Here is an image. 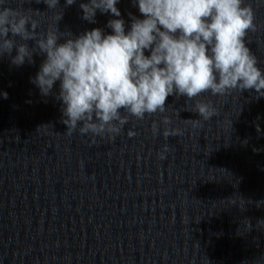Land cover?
I'll return each mask as SVG.
<instances>
[{
	"label": "clouds",
	"instance_id": "1",
	"mask_svg": "<svg viewBox=\"0 0 264 264\" xmlns=\"http://www.w3.org/2000/svg\"><path fill=\"white\" fill-rule=\"evenodd\" d=\"M44 2L54 10L59 0ZM117 2L81 3L82 19L95 23L97 10L120 17ZM74 3L66 0L65 7ZM137 6L144 18H133L127 33L123 19H112L107 24L112 34L94 28L72 36L61 33L57 23L38 32L37 21L28 11L0 3V56H10L19 67L34 63V54L43 55L31 82L47 97L59 81L55 99L61 102L66 133L91 135L93 143L96 137L114 140L130 118L143 120L146 115L165 113L170 95L191 101L204 93L225 96L254 89L258 98L264 97V75L245 45L246 35L256 27L251 4L244 0H137ZM62 15L60 10L58 21ZM28 41L34 42L32 47ZM2 95L7 98L6 92ZM191 112L199 118L185 121L194 127L200 126L201 118L208 121L217 115L211 103L199 100ZM161 123L165 125L162 132L159 124H153L154 135L167 139L183 134L179 128L168 127L169 116L164 115ZM134 134L129 130L130 137ZM168 151L165 144L161 160Z\"/></svg>",
	"mask_w": 264,
	"mask_h": 264
}]
</instances>
